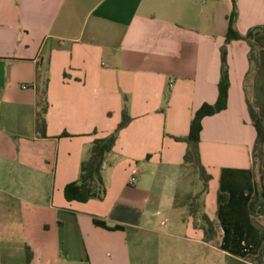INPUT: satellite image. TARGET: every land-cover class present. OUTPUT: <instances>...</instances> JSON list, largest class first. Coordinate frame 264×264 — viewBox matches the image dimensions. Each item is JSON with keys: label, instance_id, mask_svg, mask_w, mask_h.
<instances>
[{"label": "crops", "instance_id": "0c3cea01", "mask_svg": "<svg viewBox=\"0 0 264 264\" xmlns=\"http://www.w3.org/2000/svg\"><path fill=\"white\" fill-rule=\"evenodd\" d=\"M235 2L239 33L264 27V0ZM230 8V0H0V264H27V245L29 264H184L201 245L222 264H258L246 41L227 46L226 108L201 120L200 160L211 176L203 212L217 226L209 242L187 208L203 183L183 161L187 143L174 138L217 99ZM253 41L249 98L264 122V30ZM46 77L42 136L35 116ZM123 109L131 120L105 158L104 199L67 201L64 187ZM256 214L264 223V205Z\"/></svg>", "mask_w": 264, "mask_h": 264}, {"label": "trees", "instance_id": "16d2710c", "mask_svg": "<svg viewBox=\"0 0 264 264\" xmlns=\"http://www.w3.org/2000/svg\"><path fill=\"white\" fill-rule=\"evenodd\" d=\"M231 1L230 12L227 16L228 28L224 38V44L221 46V74L218 82V96L213 104L204 103L195 112V115L190 123L189 134L186 137H174L175 140L185 141L187 148L185 150L183 161L186 164L194 165L197 167L199 177L203 183L202 190L194 196L188 203V213L194 218V225L203 229L204 240L206 242L211 241L217 235V226L211 221L207 215L203 212L204 208V195L208 190V183L211 176L207 173L206 169L200 160L199 151V134L201 131V120L204 116L213 115L226 108L227 95L229 90V74L227 65V46L233 40H244L249 46L248 61L249 69L244 79V91L246 97V103L248 112L251 118V122L256 130V137L252 148V171L254 173L255 190L250 201V213L253 224L260 230L261 238L263 240V246L260 254L255 257V261L258 264H264L262 256L264 255V223L261 218L256 214V210L259 206L264 205V169L263 154H264V122L256 108L253 106L249 98V84L250 77L259 65L258 46L253 41V33L256 29L264 30V27L256 26L250 28L245 34H241L237 31L235 23L237 21L238 11L235 0ZM48 78L46 77L42 84V95L39 98L38 105L39 110L35 116L36 130L42 135H45V112L47 109L46 101V88ZM131 120L126 112V109L122 111V118L116 128L108 135L104 137L95 138L86 156L82 159L79 166V175L75 181H72L64 187V197L67 201L87 202L89 200H103L106 194V185L103 179L102 171L106 156L113 150L115 142L117 140L118 133L123 129ZM66 136V134H63ZM220 196V195H219ZM219 197V201H220ZM93 223L96 226L108 229L116 230L122 228L121 226H110L105 221L93 218ZM32 258V252L29 246H26V262L29 264Z\"/></svg>", "mask_w": 264, "mask_h": 264}, {"label": "rangeland", "instance_id": "374dc122", "mask_svg": "<svg viewBox=\"0 0 264 264\" xmlns=\"http://www.w3.org/2000/svg\"><path fill=\"white\" fill-rule=\"evenodd\" d=\"M222 260V255L219 252L211 249L210 255H207L206 246L201 245L198 250H196L195 257H186L184 264H222Z\"/></svg>", "mask_w": 264, "mask_h": 264}, {"label": "built area", "instance_id": "2783aa9c", "mask_svg": "<svg viewBox=\"0 0 264 264\" xmlns=\"http://www.w3.org/2000/svg\"><path fill=\"white\" fill-rule=\"evenodd\" d=\"M169 83L171 85L173 83V80H170ZM137 173H138L137 169H132L131 177L129 178L130 184L136 181Z\"/></svg>", "mask_w": 264, "mask_h": 264}]
</instances>
